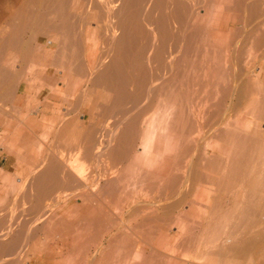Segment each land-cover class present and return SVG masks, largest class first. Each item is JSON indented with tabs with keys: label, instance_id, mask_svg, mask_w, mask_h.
Returning a JSON list of instances; mask_svg holds the SVG:
<instances>
[{
	"label": "bare ground",
	"instance_id": "6f19581e",
	"mask_svg": "<svg viewBox=\"0 0 264 264\" xmlns=\"http://www.w3.org/2000/svg\"><path fill=\"white\" fill-rule=\"evenodd\" d=\"M37 1H18L16 15L0 27V99L11 96L22 75L4 69L1 51L6 48L9 58V52H30L28 43L19 45L12 35L24 24L30 38L49 37L54 49L41 51L63 77L85 75L90 87L79 98H87V127L102 117L109 126L98 146L95 134L80 138L70 131L71 146L94 160L106 157L113 173L89 190L65 158L50 154L42 160L44 166L32 174L35 191L51 200L56 189L71 190L62 196L63 214L39 227L64 236L69 254L53 263L54 255L43 250L45 264H177L174 257L188 255L195 240L189 218L195 199L177 216L185 219L175 220L183 232L177 240L156 227L165 224L166 213L156 215L146 199L155 191L182 193L192 179L214 185L216 195L198 197L209 213L193 222L201 240L189 256L201 258L200 264H264V0ZM242 47L252 51L243 53ZM70 124L56 135L58 141L69 136ZM130 184H140L142 192L129 191ZM143 192L147 198L141 200L137 195ZM12 222L8 230L21 229V220ZM17 234L8 248L17 247Z\"/></svg>",
	"mask_w": 264,
	"mask_h": 264
},
{
	"label": "rangeland",
	"instance_id": "374dc122",
	"mask_svg": "<svg viewBox=\"0 0 264 264\" xmlns=\"http://www.w3.org/2000/svg\"><path fill=\"white\" fill-rule=\"evenodd\" d=\"M7 1V2H6ZM21 2L22 0H17V3H16V0H2V2H1V0H0V10L1 9H3V11L0 13V15L1 16H3L1 19H0V27L2 28V27H4V26H6L7 24H8V22L10 21L9 19H10V17L11 16H13L14 14L16 15V10H18V8H16V7H18L19 6V2ZM5 2V3H4ZM36 2L38 3V1L36 0ZM16 5H15V4ZM37 3H34V6L35 5H37ZM13 4H14V6H13ZM26 4H27V1H26ZM33 5V3H31V2H28V5ZM12 6H13V9H12ZM14 9H15V11H14ZM10 11H12L11 13H10ZM4 13V14H3ZM4 23V24H3ZM3 25V26H2ZM205 26L207 27V26H209L208 25V23H205ZM18 28H19V31H17V32H20V34L19 33H17V35H14L13 33H12V35L13 36H17V38L20 40V42H19V45H21V44H23V43H28L29 45H30V51L31 50H33V48H35V45H37V44H40V45H38L39 47L38 48H40L41 49V47L42 46H44L46 49H47V51L49 52V51H52L53 49H54V44L52 43V44H50L49 43V37H38V35L39 34H37L36 35V37L35 38H30L29 36H30V32H29V30L26 28V26L24 25V24H20L19 26H17ZM250 26H247V28H249ZM246 28V27H245ZM19 35H21V36H19ZM13 36L12 37H10V38H13ZM40 36V35H39ZM38 37V38H37ZM24 38V39H23ZM199 40H198V42L201 44L202 42H203V37L201 36V37H199L198 38ZM201 39V40H200ZM0 40H1V35H0ZM18 40V41H19ZM24 41V42H23ZM23 42V43H22ZM87 42V44L89 45H91L92 46V44H91V41H86ZM144 40H142L141 41V43H143L144 44ZM42 44V45H41ZM53 45V46H52ZM100 45V44H99ZM99 45H97V49H98V47H99ZM3 47H6V46H3ZM2 47V48H3ZM92 48H94V46L93 47H91V49ZM6 49V48H5ZM3 50L4 52H2L1 51V58H6L5 59V64L3 65V67H4V69L6 68V69H8V71L9 72H11V73H16V74H19V75H23V74H29V71L30 70H28V65H29V63H30V55L32 54L31 52H29L28 54H26L27 56H23L22 55V53L21 52H9L10 54V58L9 57H7V50ZM48 49H50V50H48ZM242 49V52L244 53V52H246L247 54L250 52V51H252L251 49H249L248 47H242L241 48ZM98 52H99V49L97 50ZM259 51H261V50H259ZM97 52V53H98ZM2 53H4V54H2ZM25 54V53H24ZM8 58V59H7ZM98 60V58L96 59L95 58V61H97ZM2 68V67H1ZM256 71L258 70L257 68H256V64H255V66L253 67ZM253 68H251V69H249L250 70V72H249V70H248V74H246L247 75V77L248 76H251V74L253 73V71H252V69ZM58 69V72H60L61 74H62V70L60 69V68H57ZM263 74H264V70H262V72H261V76H263ZM21 75V76H22ZM68 75V74H67ZM69 76H72V75H69ZM73 76H76L77 77V84L74 86L75 88H74V91L70 94V96H69V98L68 99H70V100H72V101H75V100H77V101H79V94H80V90H81V88H83L84 86H85V84H84V82H82V78H79L77 75H73ZM65 77H66V74H65V76L63 77V76H61V78L63 79V80H65ZM15 86H16V84H15ZM1 91V90H0ZM81 95V94H80ZM78 97V98H77ZM1 101H3V100H1L0 99V108H6V106H3L1 103ZM63 105H61V104H59L56 108H55V111H54V113H55V116L51 119V120H47L46 121V125H47V134L45 135V132L43 133V135H41V136H36L35 138H32V139H30L28 136L27 137H25V138H23L22 139V142L23 143H21V144H13V143H11L10 145H9V147H10V152H11V154H13V160L16 158V166H17V168L15 167V169L13 170V173L12 174H10V177H11V180H12V184L11 185H8V188H9V190H10V192H13V193H20V191L22 190L23 191V188L26 186V185H24V182H27V179H28V177H32V179L34 178V177H36V175H37V172H39L38 170H40L41 168H26L25 166L26 165H29V164H33V165H43L44 166V162H45V156L46 155H50V156H57V157H55V158H65V163H67L68 165H69V167L75 172V173H77L79 176H80V178H81V182H86L85 184H86V186H88V189L90 190V189H95L97 186H98V184L100 183H102L103 182V180H105L106 178H111V177H113V173L111 174V169L107 166V163H108V160H107V158L106 157H101V158H99V159H97V160H99V161H97V160H94L93 158H89V157H86L85 155H83L81 152H79V151H77V149L74 147V151H73V147L71 146V143H69V141H71L72 140V138H73V135H71V132L73 131V133H74V135L76 134V132H77V130H76V125H74V123L75 122H73V124H70V127L68 128V130H66V132L69 134V136H64L63 137V139H61L60 141H58L53 135V133H55V132H57L58 130H60V129H62L61 127L63 126V124H64V122L65 121H68V120H70L71 119V117L69 116V112H68V109L66 108V107H62ZM37 111V108L36 107H34V108H32V109H29V110H27V113L25 114V117L26 116H30V117H33V118H35V116L37 115V112L36 113H34V112H31V111ZM151 114V115H150ZM34 115V116H33ZM153 114H152V112L150 111L149 113L147 112L146 113V115H144V117H147V118H149V117H151ZM76 116H78V115H76ZM75 117V116H74ZM102 122H99V126H101V125H103L102 127H99V128H96V130L94 131V133H95V135H94V139H95V142H96V146H98V144L100 143V142H102V140H104L105 139V133H103V132H105L106 130H107V126H109L108 125V123L107 122H103L102 124H101ZM76 124V123H75ZM94 128H95V126H93ZM50 130V133L48 132ZM27 132V134L29 135V133L31 132L30 130H26ZM71 131V132H70ZM50 134H53V135H50ZM96 136H98L97 138H96ZM24 140L26 141L25 143H24ZM74 143V142H73ZM0 147H2L3 148V150H4V148L6 147V143H5V141H4V138H3V136L0 134ZM70 147H71V149H70ZM66 148V149H65ZM68 149H70V150H68ZM7 150V149H6ZM46 150L49 152V150H51L48 154H46L45 152H46ZM62 152H60V151ZM62 150H64V151H62ZM68 151H70V152H68ZM53 152V153H52ZM57 152V153H56ZM72 152V153H71ZM67 153V154H66ZM69 153V154H68ZM80 155H79V154ZM60 154H62V155H60ZM69 157H68V156ZM65 156V157H64ZM44 158V159H43ZM89 159V160H88ZM91 159V160H90ZM44 162H43V161ZM107 160V161H106ZM104 165V166H103ZM93 167V168H92ZM33 171V172H32ZM181 171V170H180ZM103 174H102V173ZM31 173V174H30ZM95 173V174H94ZM32 174H33V176H32ZM106 174H108V175H106ZM100 175H101V177H100ZM16 177H18L19 179H20V181H18V179L16 178ZM83 177V178H82ZM100 177V178H99ZM91 178V179H90ZM192 181V182H191ZM191 181H189L188 183H186V184H184V185H182L183 187H182V193H178V192H176V190H175V192H158V191H155V193L153 192H151L152 193V195L153 194H155V195H153V197L151 196V194L149 193V194H147V196H148V199H150V197H152L150 200H148V199H146L147 201H149L150 202V204L152 205V207L154 208V210H156L157 211V209H158V213H156L155 211H151V213H153V212H155L156 213V215H162V214H165V216H164V218H165V224L168 222V220H169V222L167 223V224H169L168 226L167 225H165V224H163V225H161V226H156L158 229H161L162 227L163 228H165V229H167V232H169L168 234H170V235H174V239H179V238H181V237H183L182 235H183V232L181 231V229H179V227L177 226V224L175 223V220L177 221V220H179L180 218H178L177 216H180L181 214H183L184 212H187V210L189 209L188 207L189 206H187L189 203H190V201H193L194 199H195V201H196V203H197V200L200 198V197H209V199H212V198H215V197H213L214 195H216L215 194V190H214V188H215V186L214 185H210V183H208V182H204V181H202V183H200V181H199V183H197L198 182V180L196 181V180H194V183L195 184H197V185H195L194 183H193V179L191 180ZM187 182V181H186ZM203 182H204V184H203ZM94 183V184H93ZM190 183V184H189ZM206 183V184H205ZM208 183V184H207ZM89 184H91V185H89ZM135 185V187L134 188H136L135 190L137 191H135L134 190V188L132 187L133 185L132 184H130V186L129 185H127V189L129 190V191H135L136 192V194H139V193H141L142 192V188H140L141 189V192H140V189H139V192H138V185H139V187H140V184H134ZM193 185H195V186H193ZM201 185V186H200ZM126 186V185H125ZM186 186H190V189H188L189 187H186ZM205 188V189H203V187ZM210 186H212V187H210ZM214 186V187H213ZM133 189H132V188ZM142 187H143V185H142ZM186 187V188H185ZM26 188V187H25ZM130 188V189H129ZM206 188H208V189H206ZM132 189V190H131ZM206 190V191H210V193H209V195H203V193H200L199 192V190ZM213 191H211V190ZM30 190V189H29ZM128 190H126V191H128ZM144 190V189H143ZM189 190V191H188ZM194 190H195V192H194ZM6 191V185H1L0 186V193H2V192H5ZM18 191V192H17ZM71 190H55V192H53L54 193V195H52V198L53 199H51V200H49V201H47L46 203H45V206H44V208H42V209H44L45 210V213L43 214V213H40V214H38L37 212V214L36 213H32L33 215L30 217V218H26V221H25V223L27 224V225H29V226H27V229L29 230H26V233H24L23 234V237H21L20 238V240H22L21 241V244L19 245L20 246V248H21V250H20V256H21V258H22V260H23V262L24 261H29V257H28V252H32V248L34 247V246H36V248H38V249H40L39 251L40 252H44V251H53L51 254H53L54 256H53V258L55 257V260L56 259H58L60 256H64V255H67V254H69L68 252H69V248H68V241H65V240H63L64 239V236H60L58 233L56 234L55 232H44V231H40V226L43 224V223H45V222H47V221H51V220H53L54 218H55V215H57V216H61L62 214H63V208H62V201H61V199H62V196L64 195V192H65V194H67V193H69ZM23 192H25V190L23 191ZM28 192V191H27ZM32 192V191H31ZM135 192H134V194H135ZM158 192V193H157ZM196 193V194H194V193ZM22 193V192H21ZM34 193H35V195L37 196V193H39L38 191H34ZM60 193H63V194H61V196H60ZM159 193H161V194H159ZM194 194V196H192L193 194ZM136 194H135V196H136ZM171 194V195H170ZM177 194H179L178 196H177ZM187 194V195H186ZM191 194V195H190ZM198 194H200V195H198ZM211 194V195H210ZM213 194V195H212ZM149 195H150V197H149ZM143 196H145L146 197V195H145V193L143 192L142 194H140V195H137V197H140V199L142 200H144V198H142ZM178 197V199H177V197ZM183 196L185 197V199H184V201H183ZM190 196V197H189ZM163 197V198H162ZM181 197V198H180ZM199 197V198H198ZM207 197V198H208ZM147 198V197H146ZM192 198H193V200H192ZM182 199V200H181ZM57 200V201H56ZM189 201V202H187V201ZM52 201V202H51ZM54 201V202H53ZM61 201V202H60ZM154 202L155 203V205H153L154 203H152V202ZM171 201V202H170ZM174 201H177V203L176 202H174ZM195 201H194V203H195ZM201 201V202H200ZM198 200V202H200V203H198L197 205H199L200 206V208H201V205L203 206L202 208L203 209H200L199 208V206H197L196 205V203L194 204L193 203V205H194V208L191 210V212H190V214H191V216L189 217L190 218V221H191V223L193 224L190 228H191V231H193L192 233H196L197 234V236H195L196 234H193V237H195V240H193L194 242H192V240H191V245H192V247H191V251L190 252H188L189 254H191L192 252L194 253V252H196L197 250H198V248L196 247L195 248V246L194 245H196V244H198V242H197V238L199 237L198 235H200V231H198V228L197 229H194L193 230V228H194V223L193 222H195V226H196V224H197V219L199 218H204L205 216H207V214L209 213V211H206V205H205V201L204 200ZM203 201V202H202ZM22 202V201H21ZM57 202V203H56ZM156 202L157 203H159V204H161V205H159V204H156ZM187 202V203H186ZM26 203V202H25ZM29 203H31V206L33 205V206H35V209H36V207L38 208V206H36L35 205V203L33 204V202L32 201H30ZM174 204L175 203V205L176 204H179V206H174L173 207V205H171V204ZM201 203H203V204H201ZM11 204H13V206H10V208L12 209V210H17L19 207L20 208H22V206H21V204L22 203H20V202H17V201H14V202H11ZM38 204V203H37ZM51 204V205H50ZM162 204H163V206H162ZM164 204H166V205H164ZM185 204V205H184ZM192 204V203H191ZM18 205H20V206H18ZM169 205L170 206H172V207H169ZM23 206H25V205H23ZM32 206V208H34ZM41 206V205H40ZM205 206V207H204ZM59 207V208H58ZM159 207V208H158ZM163 207H165V208H163ZM166 207H169L167 210H165L166 209ZM57 208V209H56ZM155 208H157V209H155ZM198 208V210H196ZM5 209V201H0V214H3V210ZM27 209H28V207H27ZM26 209V210H27ZM47 209V210H46ZM183 209H184V211H183ZM44 210H42V211H44ZM173 210V211H172ZM146 211H148V210H146ZM145 211V212H146ZM205 211L207 212V213H205ZM32 211H30V213H31ZM149 212V211H148ZM183 212V213H182ZM155 213H153V214H155ZM181 213V214H180ZM42 214V215H41ZM48 214H51V215H48ZM178 214V215H177ZM180 214V215H179ZM48 215V216H47ZM184 215V214H183ZM182 215V216H183ZM172 216H173V218H176V219H174L173 221L172 220H170V219H173L172 218ZM176 216V217H175ZM182 216H181V219L183 220V219H185L184 218V216H183V218H182ZM38 218V219H36V218ZM39 217H40V219H39ZM42 217V218H41ZM46 218V219H45ZM11 220H13L14 218H10ZM27 219H28V221H27ZM44 219V220H43ZM180 219V220H181ZM191 219H193V221L191 220ZM19 220H20V218H19ZM46 220V221H45ZM30 221V222H29ZM34 221V222H33ZM44 221V222H43ZM172 221V222H171ZM188 221H189V219H188ZM189 221V222H190ZM197 221V222H196ZM12 222V221H11ZM29 222V223H28ZM36 223V224H35ZM164 223V222H163ZM174 223V224H173ZM15 223L14 222H12V223H9V226H11V225H14ZM33 225V226H32ZM34 226H36V227H34ZM174 226V227H173ZM156 227H154V229L156 228ZM13 228V227H12ZM30 228V229H29ZM37 228H38V230L40 231V232H37L38 230H37ZM155 229L156 230V232H157V230L158 229ZM14 229V232H13V236H16V235H18L17 234V230H16V227L15 228H13ZM34 229V230H33ZM36 229V230H35ZM168 229H169V231H168ZM30 230H32L31 232H30ZM174 230V231H173ZM37 232V233H36ZM179 232V233H178ZM199 232V233H198ZM7 233L8 232H3V233H1L0 232V239L1 238H3V237H5V235H7ZM178 235H181V236H179V238H177L178 237ZM33 236H35V237H39V239H38V241H36L35 242V240H33L32 238H33ZM202 237H203V235H202ZM201 237V238H202ZM58 238V239H57ZM173 239V240H174ZM19 240V241H20ZM198 240H201V239H199L198 238ZM203 240V239H202ZM175 241V240H174ZM172 243V242H171ZM194 244V245H193ZM17 245V244H16ZM197 249V250H196ZM44 250V251H43ZM67 250V251H66ZM192 253V254H193ZM189 254L188 255H186V256H180V257H174V260L177 262V264L179 263V264H200V259L198 260V259H196V258H194V257H192L191 258V255L189 256ZM34 255V254H33ZM187 256H189V258L187 257ZM191 259V260H190ZM180 260V261H179ZM185 261V262H184ZM1 262L3 263V262H5V260H1ZM16 262H18L17 260H13V262H12V264H18V263H16ZM184 262V263H183Z\"/></svg>",
	"mask_w": 264,
	"mask_h": 264
},
{
	"label": "crops",
	"instance_id": "0c3cea01",
	"mask_svg": "<svg viewBox=\"0 0 264 264\" xmlns=\"http://www.w3.org/2000/svg\"><path fill=\"white\" fill-rule=\"evenodd\" d=\"M91 35L92 34L90 33V36ZM38 45L40 44L35 45V48L30 51L32 54L30 55V63L28 65V70H30L29 74H23L20 80L16 83V86L13 85L11 89V96L8 98L9 100L5 99L1 101L2 102L1 104L3 106H6V108L4 107L0 108V134L4 138L6 147L4 148V150L2 147H0V186L6 185V191L0 193V201H5V209L3 210V214H0V219L2 221V222L0 221V226H1L0 232L3 233L7 231L8 233L7 235H5V237H3L4 240L2 241L4 242H0V246H1L0 247V264H12L14 259L18 261V264H45L46 262L44 252H40L39 251L40 249L36 248V246L32 248V252H28L29 261L23 262L20 256L21 248L19 246L22 240L19 241V243H17L16 245L17 247L15 249L8 248L12 246V239L15 238L13 236L14 230L11 228H9L10 230H8L7 228L9 227V223H11L12 221L10 220V217L16 218L17 221H20V220L22 221L21 229L16 228V230L20 232V234L22 235L21 237H23V234L26 233L25 230L27 228V226H24L23 224L27 225L25 223L26 218H29L33 215L32 213H30V211L32 212L34 211V213L37 212L38 214L43 213V211H40V210H42V208H44L45 206V203L49 201L45 197L42 198L40 193L38 194V196H34L35 195L34 191L37 189V187L35 185V182H33L34 180H32V177H28L27 182H24V185L28 186L27 188L28 192H25L24 194L23 193L15 194L13 192H10L8 188V185L12 184L10 174L13 173V170L15 169V167L17 168L16 166L17 161H16V158L13 160L12 158L13 154H11L10 152L9 145L11 143L21 144L23 143L22 139L27 136L30 139H32V138H35L36 136L38 137V136L43 135L44 132L46 135L47 134L46 121L51 120L55 116L54 111H55V108L59 104L63 105L62 107H66L68 109V112H69L68 114L71 117V119L68 121H65L63 126L61 127L62 129L58 130L57 133H53L54 135L50 134V135H53L55 138H56V135L65 128V125L69 123H73V122L76 123V124L74 123V125H76L77 132L74 136L79 134V136H81L80 138H83V136H85L86 133L90 132L91 134H95L94 131L96 130V128L100 127L99 122L103 123L105 121V117H102L100 118V120L97 121L96 125H93L95 126V128L90 124L87 127L88 121H89L88 120L89 114H88L87 108H84V105L87 104V98L85 100L79 99L81 102L77 101L78 99L75 101L68 99L70 94L74 91V88H75L74 86L77 84V81H76L77 77L73 75L75 74L79 78H82V82H84L85 75L83 74L84 75L83 77L82 73H71L70 75L72 76H69L68 74L66 75L65 80H63L61 78L62 74L58 72V69H57L58 67H56L55 65L53 66V64L51 63L50 65L47 63V61L45 60L44 54L41 51L42 48L41 49L38 48L39 47ZM88 86L90 87L89 84H85V88L84 87L81 88V92L84 89L88 90L89 89ZM34 107L37 108V111L35 110L31 112H34V113L37 112V115L35 116V118L30 117V116L25 117L27 110L32 109ZM102 107L103 106H101V108ZM26 130L31 131L29 135L26 133L27 132ZM48 132L50 133V130ZM74 136L72 140L69 141L71 145H73L72 142H74L73 140ZM25 142L26 141L24 140V143ZM25 167L39 169L40 165L29 164V165H26ZM16 178L18 179V181H20L18 177ZM37 183H38V186H41V187L45 186L44 185L45 183H43L42 181H38ZM25 187L23 188V190H25ZM52 195H54V193H52ZM23 196L25 197L27 196V197L25 198ZM14 201H18L20 203L22 201V204H21L22 208H18L16 211L12 210L10 206H13V204L11 205V202H14ZM30 201H32L33 204L35 202L38 208L36 209L29 208L31 204L28 202ZM26 207H28L29 210ZM40 231L38 230L37 232H40ZM32 239L35 240L36 242L38 241L39 237L33 236ZM7 250H8V253H4V252H7ZM1 260H5V262L2 263ZM54 261H55V257L52 260V262L54 263Z\"/></svg>",
	"mask_w": 264,
	"mask_h": 264
}]
</instances>
